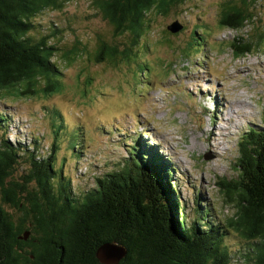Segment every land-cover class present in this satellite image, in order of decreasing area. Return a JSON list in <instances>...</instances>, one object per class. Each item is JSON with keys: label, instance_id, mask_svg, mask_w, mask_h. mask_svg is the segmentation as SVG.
Listing matches in <instances>:
<instances>
[{"label": "trees", "instance_id": "1", "mask_svg": "<svg viewBox=\"0 0 264 264\" xmlns=\"http://www.w3.org/2000/svg\"><path fill=\"white\" fill-rule=\"evenodd\" d=\"M66 1L0 0V105L9 98L61 93L57 78L62 70L55 61L59 42H52L57 33L55 29L38 32L44 30L38 18L47 10L62 9ZM185 1L94 0V5L114 28V35L131 34L137 44L145 29L150 32L152 14L169 16ZM237 1L222 9V29H243L264 0ZM256 45L232 47L240 57ZM126 51L103 42L97 57L107 61L120 54L125 57ZM78 55L75 48L62 59L70 62ZM48 112L59 122L56 128H61L59 110ZM17 123L16 116L0 108V264H102L97 250L108 242L128 249L120 264H232L234 255L226 240L236 235L248 245L245 262L264 264V129L250 124L239 142L236 179L219 183L235 214L217 219L206 201L196 196L195 218L190 220L177 196L171 159L144 132L127 143V155L113 172L97 178L89 188H74L73 179L78 178L64 174V167L56 169V145L44 157L35 138L32 144L37 151H32L20 137ZM262 123L264 127V115ZM12 132L15 141L8 138ZM78 136L79 131L74 140ZM20 169L25 172L17 178ZM34 183L39 190L32 187ZM8 208L21 216L16 218Z\"/></svg>", "mask_w": 264, "mask_h": 264}, {"label": "rangeland", "instance_id": "2", "mask_svg": "<svg viewBox=\"0 0 264 264\" xmlns=\"http://www.w3.org/2000/svg\"><path fill=\"white\" fill-rule=\"evenodd\" d=\"M224 1L186 0L169 16L152 14L150 32L145 29L134 44L131 34L114 35L94 0H67L62 9L38 18L44 29L38 32L57 33L52 42H59L55 61L62 70L57 78L61 93L9 98L0 108L18 118L20 137L32 151L41 147L47 157L56 145V169L64 167V174L78 178L71 177L74 188H89L113 172L127 155V143L144 132L174 165L183 215L195 218L197 196L217 219L226 220L235 209L225 203L219 183L236 179L239 142L250 124L264 129V1L241 30L220 27ZM175 21L184 25L183 32L167 30ZM195 33H200L196 39ZM103 42L129 49L125 57L101 61L97 51ZM251 42L258 43L253 52L235 55L233 44L240 50ZM75 48L81 55L64 61L63 54ZM52 108L62 116L59 129L48 112ZM211 131L215 139L209 137ZM8 138L15 141L17 136L12 132ZM24 172L20 169L16 177ZM32 187L39 190L36 183ZM226 245L234 255L232 264H247L244 241L236 235Z\"/></svg>", "mask_w": 264, "mask_h": 264}, {"label": "water", "instance_id": "3", "mask_svg": "<svg viewBox=\"0 0 264 264\" xmlns=\"http://www.w3.org/2000/svg\"><path fill=\"white\" fill-rule=\"evenodd\" d=\"M183 29L178 22L168 26L171 33H178ZM128 249L123 244L117 242H108L103 244L97 250V258L102 264H120V262L127 256Z\"/></svg>", "mask_w": 264, "mask_h": 264}, {"label": "bare ground", "instance_id": "4", "mask_svg": "<svg viewBox=\"0 0 264 264\" xmlns=\"http://www.w3.org/2000/svg\"><path fill=\"white\" fill-rule=\"evenodd\" d=\"M229 121V120H228ZM225 127V126H224ZM224 127H222L223 129H224ZM209 137L212 139V137L215 139L216 137H215V133L213 132V131H211L210 132V135H209ZM215 146V145H214ZM214 146H213V149H214ZM215 149H218V146H215ZM214 149V150H215Z\"/></svg>", "mask_w": 264, "mask_h": 264}, {"label": "flooded vegetation", "instance_id": "5", "mask_svg": "<svg viewBox=\"0 0 264 264\" xmlns=\"http://www.w3.org/2000/svg\"><path fill=\"white\" fill-rule=\"evenodd\" d=\"M231 1V0H230ZM230 1L229 0H225L224 2H223V8H225L229 3H230ZM237 3L239 4V0L237 1ZM222 8V9H223Z\"/></svg>", "mask_w": 264, "mask_h": 264}]
</instances>
